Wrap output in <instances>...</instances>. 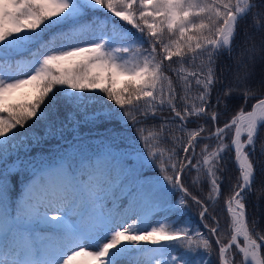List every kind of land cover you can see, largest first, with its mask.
<instances>
[{
	"label": "snow or ice",
	"instance_id": "1",
	"mask_svg": "<svg viewBox=\"0 0 264 264\" xmlns=\"http://www.w3.org/2000/svg\"><path fill=\"white\" fill-rule=\"evenodd\" d=\"M255 7L0 0V264H140V256L147 264H210V253L217 264H264V235L245 203L264 129V0ZM24 55L30 59H16ZM200 120L207 127L186 132ZM150 121L170 145L167 161L144 136ZM205 139L217 149L205 144L196 154ZM233 157L239 175L226 185L225 242L209 201L223 197ZM201 168V191L192 195L185 181ZM189 198L208 222L207 238L199 228L150 227L160 212L185 211Z\"/></svg>",
	"mask_w": 264,
	"mask_h": 264
},
{
	"label": "trees",
	"instance_id": "2",
	"mask_svg": "<svg viewBox=\"0 0 264 264\" xmlns=\"http://www.w3.org/2000/svg\"><path fill=\"white\" fill-rule=\"evenodd\" d=\"M250 2L257 5L253 9V12H260L261 8L259 7L260 0H251ZM255 20L257 23L259 22V16L251 17L250 20ZM55 30H50L48 33L45 34V39H49L52 35V32ZM259 29H257V32ZM257 39L259 37L257 36ZM118 46V45H113ZM244 47L243 44V31L241 32V37L237 41V47L235 48L234 52L231 54L232 56V63L235 64L236 58H238L241 54V49ZM35 50V49H33ZM225 55H228V53H225ZM18 60H24L27 61L30 59L29 56H18L16 57ZM223 64L221 65V68H223ZM186 72L193 71V68L189 66L188 64L183 65ZM190 95L195 97L196 92L193 91ZM237 97H239V92L237 93ZM14 99L22 100L24 97L21 96H15ZM213 103H215V100H213ZM234 104H244V101L237 99L233 102ZM221 107L223 105L221 104ZM231 115V113L229 114ZM223 119V117H222ZM156 123L155 121H150L149 123L145 124L144 127V136L149 137L151 134V138L149 139L150 144H154L158 150H160L163 153V159L165 161L168 160V156L170 155L168 148L170 145H165L161 142H159L155 138L156 134ZM199 125H204V121L200 120L197 123L190 124L187 131H194L198 129ZM117 128H119V125H114ZM207 127V125H204ZM222 126V125H221ZM37 130L42 131V128L37 125ZM212 131H215V127L213 126ZM127 135L132 136V131L129 130ZM177 136L182 137L183 140L186 143L187 136L184 133L176 132ZM203 136L207 137L208 132L202 133ZM134 138V137H133ZM142 144L143 141H140ZM180 141H177V145L179 146ZM205 144L210 145L209 151H214L217 149V144L213 142L212 140L205 139L202 142L198 144V146L195 148V153L199 154L201 148L204 147ZM261 144H264V129H261L259 132V135L257 137L256 141V152L253 154L252 159L254 161V171H255V179L252 184V190L248 193V197L246 200V210H247V219L250 221H255V229L257 235H264V155L260 152V146ZM175 151V149H173ZM181 156H183V153L181 152ZM193 163H196L193 161ZM153 174V173H149ZM217 175H220L219 173ZM238 169L235 166L234 163V157L230 158L228 160V169L226 176L222 177V179L225 181V187H224V195L223 197H216L214 200L209 201L210 208L209 211L212 213L213 216L216 217V220L219 223L220 230H219V239L222 241H229L231 239L232 235V217L231 213H229L225 207V201L228 198V191L226 190L227 181L231 179L233 183L235 182V177L238 176ZM203 178V168H201L199 171L192 170L190 172V175L186 178V186L189 187L190 192L192 195H197L201 191L200 186V179ZM204 196H207V192L204 191L201 193ZM180 194L177 193V196ZM188 207L185 211L176 212L173 211H164L160 212L157 215H154L150 219V227L151 226H159V224L163 223L167 228H176V227H190V228H199L201 232L205 233L204 238H207V229L203 228V224L208 223L207 221L200 220L198 216L199 209L192 203L190 198L187 201ZM184 207V206H179ZM252 225L250 224V228ZM239 240V239H238ZM235 249H230L228 253H231L234 256ZM206 259L210 260V264H217V257L215 253H210L208 257H205ZM135 259H138L140 264H147V258L140 256L135 257Z\"/></svg>",
	"mask_w": 264,
	"mask_h": 264
},
{
	"label": "rangeland",
	"instance_id": "3",
	"mask_svg": "<svg viewBox=\"0 0 264 264\" xmlns=\"http://www.w3.org/2000/svg\"><path fill=\"white\" fill-rule=\"evenodd\" d=\"M250 1H251V0H250ZM42 51H43V50H42ZM21 78H22V77H21ZM15 96H21V94H20V93H17ZM214 151H215V150H214ZM225 207H226V209H227V200L225 201ZM238 242L242 244V238H239ZM227 255H228V259L231 261V260L233 259V255H232L231 253H228ZM124 264H129V262H128V261H125Z\"/></svg>",
	"mask_w": 264,
	"mask_h": 264
},
{
	"label": "water",
	"instance_id": "4",
	"mask_svg": "<svg viewBox=\"0 0 264 264\" xmlns=\"http://www.w3.org/2000/svg\"><path fill=\"white\" fill-rule=\"evenodd\" d=\"M234 163H235V161H234ZM235 166L237 167V169H238V164L237 163H235ZM231 240V239H230ZM242 243H243V237H242Z\"/></svg>",
	"mask_w": 264,
	"mask_h": 264
},
{
	"label": "bare ground",
	"instance_id": "5",
	"mask_svg": "<svg viewBox=\"0 0 264 264\" xmlns=\"http://www.w3.org/2000/svg\"><path fill=\"white\" fill-rule=\"evenodd\" d=\"M239 238H242V237H238V239H239Z\"/></svg>",
	"mask_w": 264,
	"mask_h": 264
}]
</instances>
